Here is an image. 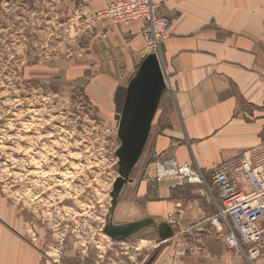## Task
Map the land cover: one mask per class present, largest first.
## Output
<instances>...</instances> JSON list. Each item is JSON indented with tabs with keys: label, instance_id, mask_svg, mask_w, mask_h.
Returning <instances> with one entry per match:
<instances>
[{
	"label": "crops",
	"instance_id": "0c3cea01",
	"mask_svg": "<svg viewBox=\"0 0 264 264\" xmlns=\"http://www.w3.org/2000/svg\"><path fill=\"white\" fill-rule=\"evenodd\" d=\"M80 1L97 10L113 0ZM153 1L173 21L163 60L147 55L142 21L102 20L80 68L89 100L128 127L129 161L144 158L147 167L134 198L117 207L115 219L127 222L117 229L134 225L129 239L153 228L136 242L157 252L151 264H247L227 253L212 224L208 184L159 176L156 162L193 164L209 183L215 166L264 150V0ZM8 210L0 200V264H40L39 248Z\"/></svg>",
	"mask_w": 264,
	"mask_h": 264
},
{
	"label": "rangeland",
	"instance_id": "374dc122",
	"mask_svg": "<svg viewBox=\"0 0 264 264\" xmlns=\"http://www.w3.org/2000/svg\"><path fill=\"white\" fill-rule=\"evenodd\" d=\"M157 7L164 49L173 21ZM95 26L80 0H0V200L40 264H151L157 252L136 242L152 227L110 234L147 167L129 161L128 127L87 96L80 68Z\"/></svg>",
	"mask_w": 264,
	"mask_h": 264
},
{
	"label": "built area",
	"instance_id": "2783aa9c",
	"mask_svg": "<svg viewBox=\"0 0 264 264\" xmlns=\"http://www.w3.org/2000/svg\"><path fill=\"white\" fill-rule=\"evenodd\" d=\"M84 7L88 19L95 23L102 20L112 24L142 21L146 53L162 54L160 39L165 36L163 31L169 28V20L156 17L153 0H113L97 10ZM166 163L170 169L162 171L161 167ZM156 164L159 176L167 172L190 182L208 184L217 209L212 224L227 253L240 256L248 264L264 255V150L246 151L237 161L215 166L209 174V183L205 174L193 164L178 165L173 157L168 162L159 159Z\"/></svg>",
	"mask_w": 264,
	"mask_h": 264
},
{
	"label": "water",
	"instance_id": "95a60500",
	"mask_svg": "<svg viewBox=\"0 0 264 264\" xmlns=\"http://www.w3.org/2000/svg\"><path fill=\"white\" fill-rule=\"evenodd\" d=\"M134 229H135L134 225H130V226L125 227L123 229L111 228L110 234L116 239H123V238H126L127 236H129L134 231Z\"/></svg>",
	"mask_w": 264,
	"mask_h": 264
},
{
	"label": "bare ground",
	"instance_id": "6f19581e",
	"mask_svg": "<svg viewBox=\"0 0 264 264\" xmlns=\"http://www.w3.org/2000/svg\"><path fill=\"white\" fill-rule=\"evenodd\" d=\"M161 51H162V49H161ZM161 170H162V171H165V167H161Z\"/></svg>",
	"mask_w": 264,
	"mask_h": 264
}]
</instances>
